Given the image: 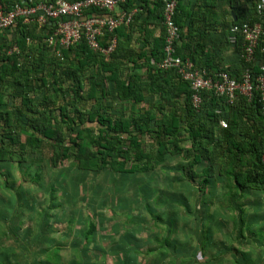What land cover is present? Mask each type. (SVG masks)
Instances as JSON below:
<instances>
[{
	"label": "crops",
	"instance_id": "crops-1",
	"mask_svg": "<svg viewBox=\"0 0 264 264\" xmlns=\"http://www.w3.org/2000/svg\"><path fill=\"white\" fill-rule=\"evenodd\" d=\"M139 2L132 11V28L119 31L116 38L121 42L122 53L130 52L131 59L140 65L135 73L145 83L148 79L146 68L138 57L149 55L162 38V9L157 0ZM177 5L176 22L181 39L176 43V54L189 59L196 69L209 76L226 72L234 79L241 78V46L229 44L227 37L233 22L255 20L254 0H178ZM118 11L121 9H116ZM129 60L124 59L122 63L121 78L125 77V67L132 70ZM257 73L255 68L254 74ZM141 94L142 101L119 103L111 102L108 88L95 91L96 103L113 119L138 117L147 111L157 113L156 108L160 106L167 114L175 112L180 118L178 126L183 129L179 144L183 157L170 151L169 146L173 154H167L165 163L155 164L146 173L123 174L108 166L100 171H79L71 160L66 167L48 165L49 169H45L39 166L41 162L31 160L30 154H26L23 155L25 163L18 168L27 182H20L11 170L16 163L3 164L0 169V258L7 256L8 259L0 264H14L15 256L43 258L47 254L63 257L59 264H199L196 262L200 256H197L202 255L205 248L221 245L204 234L208 223L216 230L222 229L219 209L227 208L235 215L239 207L264 209V192L257 190H245L244 198L237 202L231 200L235 191L232 180L219 176V172L223 173L228 156L234 155L233 152L216 155L214 176L207 185H200L201 179L189 180L181 168L188 163L185 151L190 148L183 98L165 105L158 93L148 95L141 91ZM244 101L248 100L237 97L234 112L223 113L225 119L222 121L226 128L233 127L231 141L249 148L252 139L258 136L260 124L253 105ZM91 103L93 105L89 102L86 108H90ZM236 111L243 113L235 114ZM87 126L97 127L95 123ZM141 144L146 153L153 154L157 149L154 140L145 136L141 137ZM223 145L225 148L226 144ZM249 156L247 152L246 157ZM201 164L195 173L201 174L208 165ZM126 169H130V165ZM162 170L166 172L165 186L169 192L165 200L156 196L155 179L158 178L151 180ZM175 191L195 197L189 200L180 193L175 195ZM211 208H214L213 216L207 213ZM253 215L251 213L248 218ZM238 222L239 218L234 220L235 224ZM202 227L205 232H200ZM236 236L241 241L237 233ZM259 246L264 248V245ZM215 260L204 259L201 264H211Z\"/></svg>",
	"mask_w": 264,
	"mask_h": 264
},
{
	"label": "trees",
	"instance_id": "trees-1",
	"mask_svg": "<svg viewBox=\"0 0 264 264\" xmlns=\"http://www.w3.org/2000/svg\"><path fill=\"white\" fill-rule=\"evenodd\" d=\"M0 1L10 6L18 0ZM32 1L49 0H27L29 3ZM139 1L126 0L118 7L123 12H132ZM157 3L162 9V0H157ZM95 12L91 10V13ZM176 13L174 22L178 26ZM133 16L128 25L117 28L112 36L131 29ZM254 17L255 20L249 24L256 22V13ZM241 23L233 22L231 25ZM10 32L11 39L0 33V169L7 163H16L20 167L25 163L23 155L26 154L40 163L44 152L48 155L42 156L47 158L51 168H58L71 160L79 171H100L108 166L123 174L146 173L155 164H163L167 154H173L169 152V146L170 151L183 157V149L179 146L183 129L178 126L180 118L175 112L167 114L160 106L156 108L157 113L147 111L138 117L113 119L96 103L97 89L108 88L111 102L119 103L142 101L141 91H144L148 95L158 93L165 105H172L183 98L190 148L185 151L188 163L181 168L189 180L194 182L201 179L200 185H207L214 176L216 155H230L233 152L234 155L228 156L223 173L219 172V176L232 180L235 191L230 196L231 200L237 202L244 198L247 194L245 190L264 192V117L258 103V93H253L251 99L245 98L248 101H244L253 105L260 124L257 138L252 139L249 148H245L241 143L231 141L233 127H219V121L225 119L222 114L234 112L236 100L229 104L223 98L202 93V105L195 109L191 104L189 84L178 79L173 71H163L152 64V61L157 64L163 58L164 29L155 49L149 55L138 57L146 68L148 79L145 83L135 73L140 65L131 59L133 55L130 52L122 53L121 42H117V38L115 49L107 55L92 52L80 40L73 47L62 50L63 60L60 61L44 41L49 35L47 29H38L34 23L18 21ZM112 36L108 34L99 38L100 46L106 48ZM236 45H240V42ZM14 46L17 52L11 51ZM127 58L131 60L132 70L125 67V77L121 78L124 69L122 63ZM261 61L262 55L256 51L250 65L252 75H257L254 70L259 69ZM243 68L242 62V71ZM89 102H93V105L91 103V107L86 108ZM216 110L220 113L216 114ZM239 113L241 115L243 112ZM91 123L96 124L97 132L87 126ZM217 127L220 130L215 134ZM142 136L154 140L157 146L155 153L144 151ZM223 143L226 144L225 148ZM247 152L250 154L248 158ZM201 162L208 165L201 174H197L194 170L202 165ZM129 165L130 169L127 170L126 166ZM235 226L238 238H241L242 219ZM229 254L235 263L239 262V257ZM13 258L14 264H59L63 257L47 254L35 261L22 255ZM7 259V256H3L0 262Z\"/></svg>",
	"mask_w": 264,
	"mask_h": 264
},
{
	"label": "built area",
	"instance_id": "built-area-1",
	"mask_svg": "<svg viewBox=\"0 0 264 264\" xmlns=\"http://www.w3.org/2000/svg\"><path fill=\"white\" fill-rule=\"evenodd\" d=\"M126 0H18L10 6L0 1V33L11 30L18 21L24 24L34 23L38 29H47L48 37L44 40L52 54L60 61L62 50H67L83 40L92 52L103 55L111 53L116 47V37L112 33L122 25H128L132 12L118 11L119 5ZM162 25L164 29L163 58L154 63L158 69L173 71L178 79L186 82L192 92L191 104L195 109L202 105V93H210L223 98L227 103H234L239 95L251 99L258 93V103L264 117V0L255 1L256 22L231 25L228 43L240 42L241 61L244 68L241 79L237 81L226 72H218L209 76L196 69L187 58L176 55V43L180 30L174 22L177 0H162ZM93 10L98 14H90ZM111 34L112 38L106 48L100 46L98 39ZM28 41V40H27ZM11 51L17 52L16 47ZM256 51L262 55L257 75H252L250 65L254 61ZM220 111L216 110V114ZM219 126L226 128L224 121Z\"/></svg>",
	"mask_w": 264,
	"mask_h": 264
},
{
	"label": "rangeland",
	"instance_id": "rangeland-1",
	"mask_svg": "<svg viewBox=\"0 0 264 264\" xmlns=\"http://www.w3.org/2000/svg\"><path fill=\"white\" fill-rule=\"evenodd\" d=\"M10 34L11 32L6 31V32H3L2 35L5 38L11 39ZM92 128L94 129L95 132H97V127H92ZM42 155L47 156L48 153L44 152ZM42 155H41L42 162L40 161L41 162L40 166H42V168L45 167V169L46 168L49 169L47 158L43 157ZM66 165H68V162H65L63 164L64 167H66ZM18 167L19 166L13 165L11 167V170L13 169V172H15L16 178L20 180V182L23 180L27 182L25 175L24 174L21 175V171L19 170ZM153 178H158V179H155V183L158 185L157 186L158 191L156 192V196H159V198H161L160 200L167 199L165 195H167V193L169 192L166 190L167 187L165 186L167 182L166 172L162 170L161 172L157 173V175H154L153 177H151V180ZM74 180L76 181L77 179H74ZM179 193L180 195L181 194L184 196L187 195L184 191L174 192V194L177 196ZM194 197L191 198L189 196H186V199L191 200ZM208 198L210 197L207 196V199ZM199 199L202 200V198H199ZM219 210H220L219 212H221L220 214L221 218L223 219L222 229L216 230L213 224L208 223L206 226L207 231L205 230L206 233L204 234L206 236H211L213 242H216L217 244L221 243V245L217 246L216 248H213V246H209L205 248V250H203V253L205 254L201 253L202 255H198L197 257L199 256L200 257L198 258L199 260L196 263L201 264L202 261H204V259H208V260L216 259L215 262L211 264H264V248H261L259 246V245L261 246L264 245V218L263 219L261 218V215H263L264 209L263 208L254 209V207L244 206V207H241V212L238 213V215L233 214L227 208H223ZM213 211H214V208H211L210 210L207 209L208 215L213 216L214 215L212 213ZM251 213H254V215L252 216V218H248V216L251 215ZM202 215L203 214L200 213V216ZM236 216L239 219H242L244 233H242V237L240 238L241 241H239L236 236V228H235L236 224L234 223V220L238 219L236 218ZM208 229H210V232L208 231ZM203 230H204V227H202L200 232H202ZM213 234H215V236ZM205 243H208V241L207 242L205 241ZM229 253H233L235 257L237 258L239 257L240 259L239 262L235 263L234 259L232 258V255H230ZM33 256L35 255H31L33 260L40 259L39 256H37L38 258L33 257ZM66 259H68V257H66Z\"/></svg>",
	"mask_w": 264,
	"mask_h": 264
}]
</instances>
